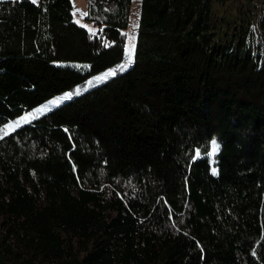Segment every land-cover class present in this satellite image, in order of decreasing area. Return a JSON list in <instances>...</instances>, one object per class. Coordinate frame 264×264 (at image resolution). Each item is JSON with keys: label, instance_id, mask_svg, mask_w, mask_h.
<instances>
[{"label": "trees", "instance_id": "trees-1", "mask_svg": "<svg viewBox=\"0 0 264 264\" xmlns=\"http://www.w3.org/2000/svg\"><path fill=\"white\" fill-rule=\"evenodd\" d=\"M241 1L224 29L217 0H89L92 33L73 0H0V129L93 84L0 137V264H264V0Z\"/></svg>", "mask_w": 264, "mask_h": 264}, {"label": "rangeland", "instance_id": "rangeland-1", "mask_svg": "<svg viewBox=\"0 0 264 264\" xmlns=\"http://www.w3.org/2000/svg\"><path fill=\"white\" fill-rule=\"evenodd\" d=\"M141 0H136L135 5H133V14H132V19L135 20L138 16V4H140ZM243 1L241 0H224L222 2V0H217V2H215L214 5V14H215V18H217L218 20H223L224 22L222 23L226 29V23H228V25L230 23H234L239 14L241 16V13L239 11V7L241 6ZM88 4H89V0H78L76 6H75V18L76 21L81 25L84 26L88 29H90V31L92 33H96L97 28H95L94 26H92L91 24L87 23L84 18L86 17V14L88 13ZM136 28V25L132 26V29H130L128 31V38H129V43H127V54L129 52V47L130 45L134 44V35L133 32ZM111 72H115L116 74H119L121 71H117L115 69H109L106 72H104L101 75H98L94 78V81L96 82H100L101 80H107L108 78L114 76V75H109V73ZM92 81H90L85 87H78L75 90L64 94L63 96H59L57 98L51 99L49 101H47L46 103H44L43 105H41L40 107H38L37 109L27 112L23 117L19 118L15 123H9L7 126L3 127L0 129V137L6 135L7 133L11 132L14 130L15 127H18L19 125H21L22 123H26V122H30L33 119L47 113L48 111H50L51 109H53L54 107L59 106L60 104H62L63 102L72 99L75 95H78L80 93H82L85 89H88L90 87H92ZM215 144L218 145L217 140L215 139ZM213 144V142H212ZM219 146V145H218ZM211 151H210V159H211V165H212V172L214 174L217 173L218 169L216 167V155L218 153V151H216L213 154V145H211Z\"/></svg>", "mask_w": 264, "mask_h": 264}, {"label": "snow or ice", "instance_id": "snow-or-ice-1", "mask_svg": "<svg viewBox=\"0 0 264 264\" xmlns=\"http://www.w3.org/2000/svg\"><path fill=\"white\" fill-rule=\"evenodd\" d=\"M136 27H139V25L137 24ZM134 44L130 45L129 47V52H128V62L126 64H123L120 67V70H125L129 64L132 63L133 58H134ZM109 75H115V72H111L109 73ZM219 150V146L215 144V141H213V154ZM197 155H199V153L197 152Z\"/></svg>", "mask_w": 264, "mask_h": 264}, {"label": "crops", "instance_id": "crops-1", "mask_svg": "<svg viewBox=\"0 0 264 264\" xmlns=\"http://www.w3.org/2000/svg\"><path fill=\"white\" fill-rule=\"evenodd\" d=\"M78 0H73L74 5L76 6Z\"/></svg>", "mask_w": 264, "mask_h": 264}]
</instances>
